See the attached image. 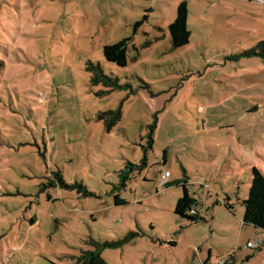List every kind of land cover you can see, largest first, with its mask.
I'll use <instances>...</instances> for the list:
<instances>
[{"label": "rangeland", "instance_id": "374dc122", "mask_svg": "<svg viewBox=\"0 0 264 264\" xmlns=\"http://www.w3.org/2000/svg\"><path fill=\"white\" fill-rule=\"evenodd\" d=\"M251 1L234 26L190 11L173 48L167 0H0V264L96 250L104 264H264V231L243 222L250 167L264 173V58L245 54L264 40V4ZM132 34L125 65L104 58ZM117 109L110 127L99 118ZM180 179L195 222L174 213Z\"/></svg>", "mask_w": 264, "mask_h": 264}, {"label": "trees", "instance_id": "16d2710c", "mask_svg": "<svg viewBox=\"0 0 264 264\" xmlns=\"http://www.w3.org/2000/svg\"><path fill=\"white\" fill-rule=\"evenodd\" d=\"M187 15L188 8L186 1H180L176 7V16L173 21L167 26L170 42L173 48H178L188 43L190 37V31L187 27ZM147 19L146 15L142 16L141 20H138L133 25V34L136 31L137 27ZM133 34L126 36L112 44H105L102 48V53L104 58L107 61L113 62L117 65H125L128 61V50L129 44L133 38ZM245 54L256 55L264 58V40L259 41L255 46L250 50L245 51ZM89 70L91 71L92 79L95 82H98L101 77H105L99 65H89ZM107 78V77H106ZM121 116V111L109 110L106 112L99 113L100 117H109L110 124L109 127L115 124ZM152 136L150 133L148 143L151 146ZM144 160V158H143ZM165 161V155L163 157V162ZM133 165V164H130ZM251 176L250 184L248 188V196L243 200L244 205V214L243 222L250 223L255 227H258L264 231V173L256 168L255 166L251 167ZM169 182L166 185H169ZM175 184H178L182 187V194L178 197L174 213L181 217H186L191 222H195L200 219L199 211L191 213L190 210L193 206L198 205V201L195 197L189 194L188 188L186 186L187 181L185 179L175 180ZM116 203H123V200L115 197ZM229 208L231 205L228 202H224ZM258 248V247H257ZM89 260L86 264L95 263V264H104V260L101 257L100 251L96 250L94 252H89ZM227 260L223 264H226ZM232 263V261H231Z\"/></svg>", "mask_w": 264, "mask_h": 264}, {"label": "crops", "instance_id": "0c3cea01", "mask_svg": "<svg viewBox=\"0 0 264 264\" xmlns=\"http://www.w3.org/2000/svg\"><path fill=\"white\" fill-rule=\"evenodd\" d=\"M180 1H183V0H167V3L171 4V7L173 8L171 10V13L174 14V16L176 15L175 9H176V7ZM184 1H186L187 8H188L187 25H188V19H189L190 11L192 13H194V12L197 13V10H199L200 11V19L205 20L209 24L214 19H217L218 14H220V13L224 14V17H225L224 20L226 21V24L229 26H234L233 19L236 16L244 15V13L241 12V9H240L241 4H246L248 6V8L257 7V4H255L251 0H184ZM210 8L212 9L213 16L210 17L209 20H207L204 17V12H208ZM249 11H252V10H249V9L247 11L245 10V12H247L248 14H249ZM247 13H245L244 16L248 15ZM241 26H244V25H239L240 28H241ZM190 34H191V32H190ZM160 170H162V169H160ZM170 177H171V173H170ZM248 180L250 182V177L248 178Z\"/></svg>", "mask_w": 264, "mask_h": 264}, {"label": "built area", "instance_id": "2783aa9c", "mask_svg": "<svg viewBox=\"0 0 264 264\" xmlns=\"http://www.w3.org/2000/svg\"><path fill=\"white\" fill-rule=\"evenodd\" d=\"M256 2L260 4H264V0H256ZM170 179V171L167 169L160 170V184L166 185L169 182ZM196 211H199V204L192 207L190 210L191 213H195ZM263 238L260 235H257L254 240H250L246 242V246L248 248L258 247L262 244ZM226 261V260H225Z\"/></svg>", "mask_w": 264, "mask_h": 264}]
</instances>
